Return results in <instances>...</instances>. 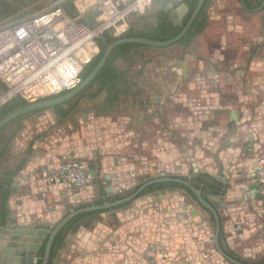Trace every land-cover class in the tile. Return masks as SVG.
Returning <instances> with one entry per match:
<instances>
[{"label":"rangeland","instance_id":"obj_1","mask_svg":"<svg viewBox=\"0 0 264 264\" xmlns=\"http://www.w3.org/2000/svg\"><path fill=\"white\" fill-rule=\"evenodd\" d=\"M58 1L0 0V24L57 7ZM237 5L242 8L237 0H208L195 26L201 31L186 49H137L121 59L117 67L128 83L110 111H94V85L65 117L47 109L13 124L6 134L12 135L0 171L21 169L14 178L19 187L9 197L12 227L0 229V264L35 251L68 213L128 194L146 180L175 176L194 181L197 176L214 181V173L222 171L218 156L224 152V141L214 139V132L238 128L227 122V110L214 111V55L229 53L230 39L240 43L238 50L243 42V32H231L227 25L243 21V16L236 20L230 13ZM251 34L259 38L258 28ZM220 63L226 68L225 60ZM61 163H82L88 170L92 165L94 176L83 188L57 186L42 178L43 172ZM257 187L256 178L254 196L242 188L239 199L220 209L223 248L245 264L264 263V196ZM189 192L166 187L80 218L64 234L57 261L230 264L215 250L203 259L202 250L213 248L214 222Z\"/></svg>","mask_w":264,"mask_h":264},{"label":"built area","instance_id":"obj_2","mask_svg":"<svg viewBox=\"0 0 264 264\" xmlns=\"http://www.w3.org/2000/svg\"><path fill=\"white\" fill-rule=\"evenodd\" d=\"M152 1L59 0L57 7L2 22L0 106L16 96L30 104L75 89L83 69L99 53L97 40L125 34L131 20L144 16ZM66 3L72 5V14L62 9ZM256 175L257 190L264 196V167ZM42 178L53 185L76 188L91 180L82 163H61L43 172Z\"/></svg>","mask_w":264,"mask_h":264},{"label":"crops","instance_id":"obj_3","mask_svg":"<svg viewBox=\"0 0 264 264\" xmlns=\"http://www.w3.org/2000/svg\"><path fill=\"white\" fill-rule=\"evenodd\" d=\"M263 1L244 0L245 9H238V5L231 7L230 13L237 15L236 20L243 16L242 22L227 24L229 31L243 32L241 49L238 50L240 47L238 41L230 39L227 43L231 46L229 53L216 52L214 55V111L227 110L229 116L227 122L238 125V128H235L236 132L233 129L230 131L219 129L214 132V139L224 141V152L218 156L222 171L214 173L216 196L214 207L221 222L220 243L223 250L221 206L224 207L226 203L239 199L240 197L236 196L242 188L249 189L250 193L256 192L257 169L264 167V6L261 7ZM68 4L70 3L63 6ZM150 10L151 8L144 16L132 19L130 25L138 18L148 15ZM67 12L72 14L73 7ZM254 28H258L259 38L251 34ZM224 60L226 68H220V62ZM239 61L243 64L240 65ZM124 91L126 92V87ZM236 101L237 104L234 105ZM219 150L220 147H217V152ZM18 187L19 185L17 189ZM212 247L211 251L202 250L203 259L208 254H214V246Z\"/></svg>","mask_w":264,"mask_h":264},{"label":"flooded vegetation","instance_id":"obj_4","mask_svg":"<svg viewBox=\"0 0 264 264\" xmlns=\"http://www.w3.org/2000/svg\"><path fill=\"white\" fill-rule=\"evenodd\" d=\"M174 1L175 0H153L151 10L149 11L148 15L142 18H138L134 24L131 23L129 29L126 31L125 34L119 37L105 35L106 41L103 42L104 47H105L103 54L101 58L99 59V61L97 62V64L94 67H92L91 70L89 69L91 66L88 68H85L84 79H86L87 76L90 75L92 71H94V69L97 67V65L101 61L107 49V45H112L113 43H115L116 41L120 39L141 38V39L157 41V42H167V41H171L174 38L178 37L184 31V29L190 25L188 30L181 36V38L176 43L170 45V46H179V47H182L183 49H186V46L190 44L192 41V39L188 40V37L195 31L196 29L195 26L198 24V20L203 17V10L208 0H177L178 3L176 5H174ZM237 1L240 3L242 8L245 9L244 0H242L244 5H242V3L239 0ZM200 3H201V6H200ZM183 6H185L186 11L184 13L181 12L182 13L181 14L179 13L180 11H182L180 7H183ZM199 6L200 8L197 11ZM172 11H175L177 14L173 16ZM168 47L169 46L156 48V47L145 46V45L134 44V43H123V44H118V45L113 46L110 50V53L108 55V58L104 66L92 78V80L86 87H84L82 90L77 92L71 98L61 103H57L47 109L56 111L57 114H59L61 117H65L71 110H74V107H75L74 105L77 102H79L80 99L89 92V90H92V86L96 85L97 87H96L95 92L90 94V97H92L93 99L92 106L94 107V111L96 113H106V111H110V109L114 108L117 105V101L119 100L118 99L119 97L117 96L125 92L124 91L125 85L128 82L126 79L125 73H123L122 71L118 69L117 63L121 59L126 58L129 55V53L137 49H146V48L163 49V48H168ZM107 64H112L116 72L121 75V76L118 75V80H116L115 86L113 88H110L107 86L102 87L97 81L98 78L103 74L102 69ZM0 92H3L1 84H0ZM65 94L66 93L59 95L58 97H63ZM87 96H89V94H87ZM18 99L24 101L25 103L24 106L29 104L20 96H16L10 99L6 103H4L2 106H0V121L4 119L5 117H7L8 115H10L15 110L22 108V107H16L18 105ZM35 112L37 111H32L24 115L17 116L13 118L12 120H10L8 123H6L0 129V161H2L3 154L9 144L8 142L12 135V134L9 136L7 135L8 137L6 138V134L7 133L9 134L8 131L11 129L13 124L18 125V123L21 122L24 117L28 115H33ZM17 168L12 169V170L7 169V170H4L3 172L0 171V229L4 227H8V226H10V228L12 227V225H9V223L13 222L14 217L12 216L8 208L9 207L8 205H9L10 193L16 192L17 190V185L14 179L15 176L11 175V173L15 172ZM193 179L194 181L190 180V182H192L197 188H200L204 198L210 204L214 206V199H213L214 198V181L213 179L208 178L209 182H204L202 180V177H197V176ZM160 185L163 186V185H177V184L163 183V184H156L152 187L155 188L156 186H160ZM218 188H221V186H218ZM206 192H208L210 195H206L205 194ZM86 216H89V214H84V215H80L78 217L73 218L66 225H64L61 228V230L56 234V236L53 239L52 246L50 249L48 264H60L56 259V254L57 252H60L63 249L61 246V240L63 239L64 234L68 232V230L77 221H79L80 218H84ZM50 231L48 232V235L46 236V238L43 239L41 243H39L38 248L35 249V262L33 264H42V259H43V255L45 252L46 243L50 236ZM213 237H214V229H213ZM3 239L4 238L2 237V234L0 232V248L2 249H3V246L1 243ZM4 247H6V245H4ZM9 258H10V264H13L15 257L10 256ZM16 264H21V263L17 261ZM23 264H27V262Z\"/></svg>","mask_w":264,"mask_h":264},{"label":"water","instance_id":"obj_5","mask_svg":"<svg viewBox=\"0 0 264 264\" xmlns=\"http://www.w3.org/2000/svg\"><path fill=\"white\" fill-rule=\"evenodd\" d=\"M239 1L242 3V5H244L242 0H239ZM177 3H178V1L175 0L174 5H176ZM200 6H201V3H200ZM200 6L198 7L197 11L199 10ZM263 6H264V1L262 3L261 7H263ZM180 8L182 11H180L179 13H181V12L184 13L186 11L185 6L180 7ZM189 26H187L184 29V31L178 37L174 38L171 41H167V42H157V41H151V40H146V39H141V38H124V39H120V40L116 41L112 45H107V49H106L101 61L97 65V67L94 69V71H92V73L90 75L87 76L86 79L82 80L81 83L75 89L67 92L63 97L57 96L54 98L41 100V101H38L35 103L27 104L24 107H22L18 110H15L10 115H8L7 117H5L4 119H2L0 121V129L6 123H8L10 120H12L13 118H15L17 116L24 115V114L32 112V111L45 110V109H47V108H49V107H51L57 103H61L65 100L71 98L72 96H74L77 92H79L84 87H86L90 83L92 78L104 66V64L108 58V55L110 53V50L113 46L118 45V44H123V43H134V44H140V45L151 46V47H156V48L167 47V46H170V45L176 43L181 38V36L188 30ZM100 40L102 42H105L106 41L105 36L101 37ZM88 171H89L90 177H93L94 172H93V166L92 165H89ZM163 183L177 184V185L184 187L188 191H190L192 196L195 198V203L198 204L200 207H202L204 210H206L210 214V216L212 217V220L214 222V227H213V229H214V237H213L214 244H213V246H214V250L216 251V253L230 264H245L242 261H239L238 259L230 256L228 253H226L222 249L221 243H220L221 222H220L218 212H217L216 208L204 198L201 189L197 188L192 182L185 180L183 178H180V177H175V176L157 177L154 179L146 180V181L140 183L139 185H137L128 194H123V195L113 197L110 199L102 198L100 202H97V203H94V204H91V205H88L85 207L78 208V209L68 213L50 231V236H49L47 243H46L45 252L43 255V259H42V264H48L50 249L52 246L53 239L56 236V234L61 230V228L64 225H66L70 220H72L73 218L78 217L80 215L92 214V213L102 212V211H109V210L121 207L123 205H126V204L132 202L133 200H135L139 196H141V194L144 191L151 188L152 186H154L156 184H163ZM8 228H10V226H8ZM15 261L16 262L18 261L21 264H23L25 262H27V264H33L35 262V251H33V250L27 251L26 253L22 254V256L15 257L13 264H16Z\"/></svg>","mask_w":264,"mask_h":264},{"label":"trees","instance_id":"obj_6","mask_svg":"<svg viewBox=\"0 0 264 264\" xmlns=\"http://www.w3.org/2000/svg\"><path fill=\"white\" fill-rule=\"evenodd\" d=\"M63 8L66 10V12L67 11H69L72 7H71V5H65V6H63ZM68 13V12H67ZM135 23V22H134ZM133 23V24H134ZM132 24V25H133ZM201 31V27H196V29H195V31L188 37V40L190 39H194L195 37H196V35L199 33ZM97 45H98V48H99V53H98V55L88 64V65H86L85 66V68H88V67H90L89 69L91 70V68L92 67H94L96 64H97V62L99 61V59L101 58V56H102V54H103V51H104V49H105V47H104V44H103V42L100 40V39H98L97 40ZM85 68L83 69V71H82V74H81V79L83 80L84 79V70H85ZM102 72H103V74L98 78V83L102 86V87H104V86H107V87H110V88H113L114 86H115V83H116V80H118V75H120V74H118L117 72H116V70L114 69V67L112 66V64H107L103 69H102ZM88 73V72H87ZM86 73V74H87ZM121 76V75H120ZM119 76V77H120ZM125 87H126V85H125ZM95 96V95H94ZM15 102V101H14ZM24 101H22V100H20V99H18V105L16 106V107H23L24 106ZM19 170H20V167H18L17 169H16V171L15 172H13V173H11V175L12 176H16L17 175V173L19 172ZM166 187H173V188H181V189H185L184 187H182V186H180V185H163V186H156L155 188L154 187H151V188H149V189H147L146 191H144L141 195H143V194H145V193H148V192H151V191H154V190H162V189H164V188H166ZM185 190H187V189H185ZM188 191V190H187ZM189 192V191H188ZM190 193V192H189ZM101 194H103V192L101 191ZM104 195V194H103ZM110 198H113V197H108L107 199H110ZM98 202H100V201H98ZM62 241V240H61Z\"/></svg>","mask_w":264,"mask_h":264}]
</instances>
